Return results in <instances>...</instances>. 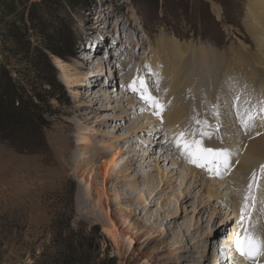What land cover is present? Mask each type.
<instances>
[{
    "label": "rangeland",
    "instance_id": "obj_1",
    "mask_svg": "<svg viewBox=\"0 0 264 264\" xmlns=\"http://www.w3.org/2000/svg\"><path fill=\"white\" fill-rule=\"evenodd\" d=\"M262 1L57 0L61 8L57 16L43 12L51 23L65 21L76 55L65 61L50 55L53 70L35 58L34 66L24 68L8 57L16 71L24 68V90L32 96L40 94L51 115H42L47 128L35 138L24 132L0 135V264H231L226 259L233 250L230 245L225 249V243L234 220L222 205L230 197H210L207 191L211 183L221 193L231 191L228 185H218L242 177L243 173L237 174L236 162H241L249 138L240 152H234L236 144L229 149L216 138L223 137L222 131L236 137L235 132L242 128L239 121L225 124L220 120L221 111L227 121L235 110L231 106L225 110L226 102L217 92L221 88L228 94L235 83L254 102L264 98V57H260L264 49L260 51L254 43L246 14L252 9L255 15ZM161 40L164 50L173 43L191 49L194 59L188 57V68L196 63L200 71L202 62L208 64L213 101L198 98L201 104L196 117L206 114L204 121L213 128L220 122L219 133L213 130L212 139L205 138L206 147H224L235 153V164L232 161L222 177L189 164L179 149L162 147L165 137L190 131V120H183L175 133L164 124L151 130L147 119L160 117L153 115L154 109L132 92L129 84L122 85L119 80L143 77L151 94L165 105L162 115L170 113L172 107L165 102L168 81L161 76L160 67L148 71L162 59V55L156 56ZM41 48H34L30 57ZM107 57V64L113 63L117 69L112 79L105 65L101 69ZM0 59L5 61L3 55ZM221 74L226 75L221 83L227 80L218 86ZM74 79L68 88L67 82ZM51 80L60 84L65 95L50 89L47 84ZM226 93L222 95L232 97ZM96 97L99 100H93ZM216 105L218 116L213 115ZM256 125H260V134L251 128L252 139L264 134V122ZM242 131L239 134L246 137ZM253 162L246 176L249 180L253 173L261 177L264 154H258ZM106 163L110 164L105 170ZM195 172L199 173L195 176ZM249 180L242 188L243 197ZM260 181L264 178L259 186ZM259 190L253 188L255 199L246 213L251 212L253 223L261 221L259 229L264 231V209L256 212L255 208ZM103 192L109 201L102 198L97 202ZM124 197H129V202L122 200ZM107 213L115 224V240L103 232Z\"/></svg>",
    "mask_w": 264,
    "mask_h": 264
},
{
    "label": "bare ground",
    "instance_id": "obj_2",
    "mask_svg": "<svg viewBox=\"0 0 264 264\" xmlns=\"http://www.w3.org/2000/svg\"><path fill=\"white\" fill-rule=\"evenodd\" d=\"M263 2L264 1H262L261 4L258 3L260 6H259L258 10H255V11H257V13H255V15L252 14V13H254L253 12L254 10H252V9L251 10L248 9V11H247L248 13H246L247 17H248L247 21L249 22L248 27H249V29H250V31H251V33L253 35V38L255 40L254 43H256V45H257V47H258V49L260 51H262L264 49V4H263ZM255 5H256V3L254 4V6ZM162 45H163V42L161 40V42H159V44H158V48H160V49H159V52L157 51L156 56L160 57L162 55V59L160 57V59L157 62L153 63V65H152V69L153 70L152 71L154 72V67L155 66L156 67H160L161 68V76L168 81V85H166V89H167L168 93H167V96L165 98V102L171 105L172 111L170 113H165L164 115H162L163 123H161V119L157 118V117L151 118V119H147V121L149 122L150 125L152 124L151 127H150L151 130H154L155 128H157L156 126H158V124H164L166 126H169V127L173 128L174 133H175L176 131H178L177 129H178L179 125H181L182 121L186 120V119L190 120L192 122L191 129L196 128L198 126L195 124V122L193 120V117L197 116V114L200 112L199 109H198V105L201 104V100L198 99V98H201V99L203 98V100H205L206 102H207V100H209L208 103H210V101H211L210 99L214 96V94L211 95V90H212L213 84H212V82L210 80V74H209V76H207V74L209 73V71L207 70V65L208 64H206V62H204V63L202 62L201 66H199L200 71L198 70V67L196 68V63H193L192 67L188 68V61H190L188 57L190 56L191 58L194 59L193 55L190 53L191 49H189L188 47L183 48V47L173 43V44H170V46H168L169 49L164 50V49H161ZM167 52H170V53H167ZM260 57L263 58L264 55L263 56L260 55ZM93 60L94 59H88L86 61L87 62H91ZM107 60H108V57L103 59V64H101V69L103 71L104 65H105L106 73L109 76V78L112 79L113 78L112 77L113 74L115 76L117 75V69H114L113 63L112 64L109 63L111 65L107 64L108 63ZM202 60H203V57H202ZM100 61L102 62V60H100ZM191 61H194V60H191ZM112 62H114V61H112ZM56 64H57V66L61 67L58 62H56ZM194 76H195V81H193ZM224 78H226V75L222 76V74H221L220 78H219V81L216 82L218 84V86H220V85L222 86L223 82L227 80L226 79V80H224L221 83V81ZM122 80H123V78H121V84L122 85L123 84L126 85V84H131L132 83V81H130V80L124 81L122 83ZM75 81H76V79H74L73 81L69 80L67 82L68 88L71 89V84H72V82H75ZM199 84H200V88L198 89ZM154 88H155V86H154ZM196 88H197V90H196ZM194 90H195V92L199 91V94H197V92H196V93H193L194 95H191V93ZM216 92H215V94H216ZM223 93H226V92H224L221 88L217 92V94L220 96V97L218 96L220 98V100H223L224 102H226V103H223V107H224L225 110H227V107H230L231 104H232V97L226 98V96L222 95ZM227 95L232 96V93L229 91ZM93 100L97 101L99 99L96 97V99H93ZM212 101H213V98H212ZM214 101H215V99H214ZM190 105H192V106H190ZM199 108H200V106H199ZM203 109H206V108L204 107ZM190 111H191V113H190ZM202 111H203L202 114H204L205 111L204 110H202ZM230 111H232V110L230 109ZM203 117H199L198 119H200L201 121H204L206 119V114ZM208 117H210V116H208ZM226 117L227 116H226L225 112L221 111L220 120H222V122H226L225 124H227V123H229L231 121H232V124H236L235 120L239 121L238 118L236 117V115H234V117L231 116L229 118V120L225 121ZM149 120L151 121V123H150ZM259 126L260 125H255L253 127V129H255V133L256 132L257 133L260 132L259 131ZM235 127H237V126H235ZM242 130H244V129L241 128V131ZM234 131H236V130H234ZM241 131L240 132H238V131L235 132L236 137L234 136V134L232 135V137L233 136L235 137V138H233L234 140L232 139V137H229L228 131H226V132L222 131L223 137L222 136L221 137L223 138L224 145L226 144L229 149L234 148L233 145L236 144L234 152H237V151L240 152L243 149V146L245 148L244 143L246 141V144H247V139L249 138L248 144H247V146L245 148L246 150L244 149L245 150L244 153L242 152L241 162H236V165L238 163V165L236 167L237 168V174H242L243 173L242 177H232L229 180L226 178L228 181L225 180L224 183H221V184L218 185L219 187L222 184H224V186L228 185L230 187V189H231V191L228 190L229 191L228 193L219 192V190H216V186L214 184H212V183L210 185L211 188L209 187L207 192L210 195V197H213V196L219 197L221 195H223L224 197H226V196L230 197V198L227 197L228 200L224 201L223 204H222V205H224V207L226 206V209H227L226 211L230 212L233 215V220H234V223L231 224V226L228 228L229 235H228V237L226 236L227 237V241L225 243V249H227L229 247V245H230L232 247L233 252H231V253L229 252L228 253L229 255L227 256L226 260L229 263H231V264H254L253 261L247 260L245 258H242L235 251V238H236L237 232L242 230V225L239 222V218H240L241 212L239 211L240 209L238 210V207H240L239 205L243 204L242 203L243 202V199H242L243 196H241L242 195V188L244 187L246 182H248L247 180H249L248 177H246V176L248 175L249 170L252 171V169H250V168L252 167L253 163L255 162V161L253 162V160L256 159V156H258V154H260V155L262 153L264 154V134H263V136L260 135L261 137H256L255 136L256 137L255 138L256 140H255V139H252V130L251 129L248 130V131L244 130V133H246V137H245V135L243 136V135L239 134V133H241ZM151 132L153 133L154 131H151ZM231 133H233V132H231ZM163 136H164V134H163ZM249 136H251V137H249ZM172 137H174V135L171 136V138L165 137V140L161 142L162 143V147L165 150L172 151L171 149H174L173 147H175L174 146L175 138H172ZM257 138H259V139H257ZM82 140L85 141V143H86L88 141V138L84 137V138H82ZM207 142H209V141H207ZM213 142L214 141L212 140L210 143L213 144ZM215 144H217V143L215 142ZM205 146H207V145H205ZM213 146H214V144H213ZM215 148H218V147H215ZM164 154H165V152L162 153V155H160V158L164 157ZM174 154H175V152H174ZM234 154L235 153H232L231 161H233L234 164H235V161L233 160ZM178 155H179V153H178ZM110 162H113V160H111ZM258 163H256V164H258ZM109 164L110 163L104 164L105 170L108 168ZM238 171H240V173ZM192 172H194V171H192ZM198 173L199 172H195V176ZM233 174L236 175V170H235V173H233ZM198 176H200V175H198ZM260 182H261L260 186H259L260 187V190H259L260 192L258 193L257 204H256V207H255L256 208V212H258V211L261 212V209H264V208H262V206H264V181H260ZM134 184H135V181H134ZM243 191H245V190H243ZM232 193L235 194L234 200L232 198L233 197ZM236 195H238V196H236ZM102 198H104V199L106 198L105 199L106 202L109 201V199L105 196V192L101 193V195H98L97 202L98 201L100 202ZM79 200H80V191L77 188L76 193H75V201L78 202ZM122 200H125L126 202H129L130 198L129 197H124V199H122ZM106 210H108V207H107ZM107 221H108L107 222V226H104L103 232L107 236H109L110 238L115 240L116 239L115 224H114L113 220L111 219V217L109 216L108 213H107ZM254 222H255L254 224L257 225V230H259V231H257V233L261 232L262 236H263V234H264L263 229L262 228L259 229V227L261 225V221H254ZM226 253H227V251H226ZM257 264H264V256H262L260 258V260H259V262Z\"/></svg>",
    "mask_w": 264,
    "mask_h": 264
},
{
    "label": "trees",
    "instance_id": "obj_3",
    "mask_svg": "<svg viewBox=\"0 0 264 264\" xmlns=\"http://www.w3.org/2000/svg\"><path fill=\"white\" fill-rule=\"evenodd\" d=\"M58 6L57 0H33L30 3L27 0H0V55L5 60L0 59V135L24 132L35 138L41 129L47 128L42 115L50 116V108L40 94L32 96L24 90L21 75L26 66L35 63L33 58L53 70L50 55L64 61L76 55L75 42L65 21L56 19L59 22L51 23L44 17L43 12L57 16L61 12ZM31 35L37 45L32 43ZM37 46L42 48L30 57ZM8 57L24 68L16 71ZM47 85L65 95L56 80Z\"/></svg>",
    "mask_w": 264,
    "mask_h": 264
},
{
    "label": "snow or ice",
    "instance_id": "obj_4",
    "mask_svg": "<svg viewBox=\"0 0 264 264\" xmlns=\"http://www.w3.org/2000/svg\"><path fill=\"white\" fill-rule=\"evenodd\" d=\"M149 72L152 70L149 68ZM132 92L138 93L140 99L154 109L153 115L160 117L163 123L162 113L165 111V105L158 98L151 94L147 81L137 76L131 84L128 85ZM232 93L231 107L235 110V115L239 120L240 126L248 131L253 128L256 123L264 122V98H259L255 102L242 89L235 85L229 86ZM216 111L213 115H219V105L214 106ZM195 124L199 127L190 131H181L175 135L174 146L179 149L180 155L191 165L207 172L215 177H222L231 168L232 153L229 149L220 147H206L204 145L205 138L212 139L213 130L219 133L220 122L217 120L215 127L209 125L207 121H201L196 116L193 117ZM259 134V133H258ZM217 139L223 142V138L219 135ZM261 177H257L255 173L247 186V193L243 197L241 206L240 222L242 230L237 232L235 238V251L247 260L254 262L257 257L264 256V236L257 234V225L252 222L251 212L246 213V209L250 207V202H254L252 196L253 188L259 189V180L264 178V165L260 167ZM247 219V226L244 223Z\"/></svg>",
    "mask_w": 264,
    "mask_h": 264
}]
</instances>
